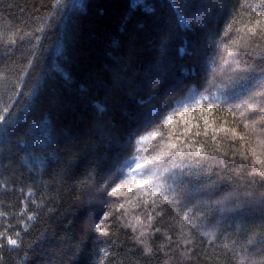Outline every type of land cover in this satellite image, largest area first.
Returning <instances> with one entry per match:
<instances>
[{
    "label": "trees",
    "instance_id": "1",
    "mask_svg": "<svg viewBox=\"0 0 264 264\" xmlns=\"http://www.w3.org/2000/svg\"><path fill=\"white\" fill-rule=\"evenodd\" d=\"M176 3L190 21L200 17L194 31L177 26L171 0H0V230L20 232L19 247L0 248V264H237L245 250L264 253V179L223 155L227 141L211 131L196 138L203 156L176 159L189 175L165 172L171 164L157 172L161 191L145 197L154 211L128 206V217L121 209L106 221L108 237L94 230L116 199L106 194L111 175L156 143L137 144L138 133L185 105L197 117L203 96L224 109L239 75L217 46L240 0ZM209 178L214 195L204 192ZM149 211L160 232L150 230L145 255L139 228L124 225L134 215L146 223Z\"/></svg>",
    "mask_w": 264,
    "mask_h": 264
},
{
    "label": "snow or ice",
    "instance_id": "2",
    "mask_svg": "<svg viewBox=\"0 0 264 264\" xmlns=\"http://www.w3.org/2000/svg\"><path fill=\"white\" fill-rule=\"evenodd\" d=\"M136 2L138 3V0ZM170 7L174 10L178 27L194 31L195 26L200 24L199 16H192L191 21L186 18L185 9L189 7L188 5H179L176 0H171ZM201 7L205 8L208 5H201ZM220 41L217 47L224 53L223 65H234L231 70L239 74L233 82V87L222 96L225 108H220L221 98L203 96L201 99L209 101V104L203 107L200 106L199 101L195 102L196 107L193 111L199 113L197 117H193L192 111L188 110L189 106L185 105L176 119L173 118L176 113L173 109V112L164 117L160 124H156L155 121L149 122L142 130L146 134L138 133L137 144H142L147 140H153L156 143L143 148L147 155H133L130 160L125 161L106 183V187L110 188V191L106 193L107 196L116 199L107 204L108 211L103 214L104 219L93 225L94 230L100 236H109V225L106 221L121 209L124 210L121 219L128 217V206L132 209L141 206L147 209L151 203L154 211L155 200L149 201L145 197H156L161 191L160 186L156 184L159 178L157 172L163 165L171 164V169L164 168L165 172L181 168L183 175H189L183 172L182 166L175 161L177 158L183 161L193 151L196 157L203 156V145L198 144L196 138L208 137L209 131H211L213 142L219 144L218 137L227 141L230 153L224 152L223 155L230 154L232 162H235V158L239 156L242 161L241 166L246 165L249 168L248 176H259L264 179V0H240L239 6L226 22ZM255 51L260 53L257 58L258 62L257 59L252 58V53ZM250 59H252L251 63ZM213 104L216 105L215 108ZM97 107L99 111H103L102 106ZM4 111L6 112L7 109ZM222 112L231 117V121L225 116L216 115ZM217 120L220 122L217 123ZM4 121L5 117L0 115V123ZM177 121L181 122L179 126H177ZM198 121H203V128ZM219 150L217 148V151ZM196 162L200 163L199 160ZM221 163L223 164V161ZM218 191L219 187L214 185L209 178L204 192L214 195ZM246 195L252 196V193ZM161 197L163 202H168L167 195L161 193ZM259 199L261 207L264 208V193L260 194ZM3 215L5 214L0 213V216ZM161 215V212L156 213V216ZM33 218L31 215L28 216V220ZM187 218L188 212H185L184 219ZM133 219L135 223L129 220L124 226L131 228L133 233H136L139 228V234L134 239L137 244L143 246L145 255H151L153 248L148 244L147 237L150 230L153 236L160 232L158 227L153 229L155 217L149 211L146 223L139 215H134ZM9 228H12V225H7L0 230V248L5 243L8 246L19 247L20 232L14 231L10 235ZM166 239L172 242L170 236H166ZM181 242L186 245L192 243L190 239H184ZM159 250L163 251V245ZM187 251L191 252V249ZM237 264H264V253L257 259L255 254H249L245 250Z\"/></svg>",
    "mask_w": 264,
    "mask_h": 264
}]
</instances>
